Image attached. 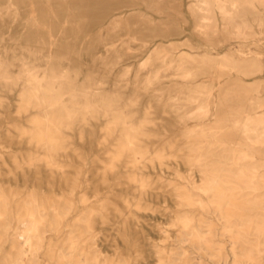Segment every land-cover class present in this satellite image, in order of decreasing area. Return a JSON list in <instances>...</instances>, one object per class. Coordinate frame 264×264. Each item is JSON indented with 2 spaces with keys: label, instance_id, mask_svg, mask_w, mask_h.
<instances>
[{
  "label": "bare ground",
  "instance_id": "1",
  "mask_svg": "<svg viewBox=\"0 0 264 264\" xmlns=\"http://www.w3.org/2000/svg\"><path fill=\"white\" fill-rule=\"evenodd\" d=\"M186 24L240 44L173 38ZM217 72L220 87L199 80ZM5 111L21 154L0 188V264H112L108 219L140 245L166 172L184 252L229 242L222 264H264V0H0V123Z\"/></svg>",
  "mask_w": 264,
  "mask_h": 264
},
{
  "label": "rangeland",
  "instance_id": "2",
  "mask_svg": "<svg viewBox=\"0 0 264 264\" xmlns=\"http://www.w3.org/2000/svg\"><path fill=\"white\" fill-rule=\"evenodd\" d=\"M186 29L185 34H176L172 36L176 39H184L186 36H191L189 31H191V24H186L182 26ZM181 29V28H179ZM178 29V30H179ZM192 41L201 46L202 49L208 52H222L231 47H235L240 44V41L237 39H232L228 42H225L221 45H214L208 40L204 39L199 35H192ZM206 41V42H205ZM137 57L132 59L133 61H139L143 57L142 48H137L136 50ZM213 78L217 83V86H222L228 79V76H222L220 73L215 75H203L199 77V80H209ZM252 77H247L251 79ZM232 82V81H231ZM113 80H110L105 85L111 87ZM249 93V92H248ZM15 92L12 91L9 94L8 100L14 101ZM146 99L142 101L145 103ZM154 116L160 115L159 109H154ZM17 112L9 114L7 111L2 112L0 123V160H6V163H0V188H5L7 192L15 188L14 183V172H11L10 169L14 167L13 157L11 155H20L21 151L15 147V144L11 142L5 135L7 127L14 129V124L18 123L16 118ZM159 121V119H157ZM194 121H189L193 123ZM177 162V160H175ZM182 167V166H180ZM183 168V167H182ZM166 176L154 179L153 186L157 187L159 196L156 197L153 201H149L150 208H146L145 211L149 212L147 218H140L141 220V233L142 236L141 244L138 246L128 245L121 233L118 230L117 218L113 217L108 219V225L104 233H101V242H102V255L108 258L113 259L112 264H119V261L122 264H222V256L226 253L231 255L232 247L229 242L225 244V248L220 252L221 255H217L218 250L210 251L213 254H203L199 257L197 252V244L191 242H186L184 248H182L176 238V234L179 232L180 225L176 219V209L179 207L177 204L176 196V187L179 185L180 179L176 178L172 173ZM105 183L102 182L103 187ZM41 188H45V184L40 185ZM104 191V190H102ZM91 200L95 199V192H90ZM220 244L218 243L219 246ZM176 246L177 253L173 254V257L163 258V253L168 249L167 247ZM44 254H42L41 264H48V261H45Z\"/></svg>",
  "mask_w": 264,
  "mask_h": 264
}]
</instances>
